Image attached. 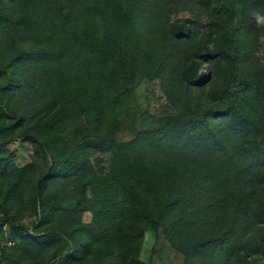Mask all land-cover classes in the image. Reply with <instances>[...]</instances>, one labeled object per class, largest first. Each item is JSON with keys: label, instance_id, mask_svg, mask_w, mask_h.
Instances as JSON below:
<instances>
[{"label": "rangeland", "instance_id": "374dc122", "mask_svg": "<svg viewBox=\"0 0 264 264\" xmlns=\"http://www.w3.org/2000/svg\"><path fill=\"white\" fill-rule=\"evenodd\" d=\"M58 1L68 15L66 29L57 9L33 0H0V15L25 19L20 26H0V124L11 128L5 112L19 115L0 137L9 138L5 148L17 167L33 163L17 182L0 173V264L14 259L22 264L116 263L118 251L106 245L124 219L117 158L89 145L104 136L117 143L134 141L135 151L154 162L156 184L147 202L162 219L134 246L135 264H264L259 242L264 226L252 215L264 197V184L247 181L223 203L214 177L183 166L179 150L160 146L155 137L169 116L192 120L209 109L234 108L246 83L264 80V0H93L94 10L80 9L74 0ZM183 21L190 36L177 38L170 28ZM118 67L123 78L113 103L108 74ZM187 69L205 77L201 84L187 81ZM63 102L69 112L55 148L72 160L87 158L91 172L82 180L55 178L45 193L57 195L63 206L53 220L82 226L76 238L91 242L80 259L70 258L75 244L67 235L53 233L54 242L41 251L9 231L15 224L34 235L40 222L29 198L41 163L36 143L19 137L20 131L51 116ZM220 117L207 115L208 126L224 141L232 162L240 164L247 156L244 139ZM257 142L264 148V135ZM53 154L48 153V164ZM241 243H259L261 249L242 250Z\"/></svg>", "mask_w": 264, "mask_h": 264}, {"label": "trees", "instance_id": "16d2710c", "mask_svg": "<svg viewBox=\"0 0 264 264\" xmlns=\"http://www.w3.org/2000/svg\"><path fill=\"white\" fill-rule=\"evenodd\" d=\"M33 1L36 6H43L50 11L57 9L59 16L56 18L66 29L68 15L63 12L58 0ZM74 1L80 9H95L93 0ZM186 22L172 25L170 28L172 35L177 38L189 37ZM24 23L25 19L22 16L12 19L0 15V26L5 28L20 26ZM17 57L19 56L14 57L12 61L16 60ZM3 71L4 68L0 69V75ZM121 78H123V72L120 67L108 74V90L115 96L112 99L113 103L118 98L119 93L116 90L119 85L118 79ZM185 78L190 84H201L205 77L197 75L193 69H187ZM2 110L3 108L0 107V111ZM68 112V104L63 102L56 107L51 116L42 118L30 126H25L20 131L19 137H26L27 140L36 143L35 156L41 163L35 187L29 198L32 209L35 212L37 209L39 211L40 222L34 230V235L28 234L21 226L15 224L10 225L9 231L20 239L22 244H28L41 251H45L46 247L54 242L53 233L58 232L67 235L75 244L70 258L80 259L91 246V242H80L76 238L82 226L53 220L55 213L61 211L63 206L59 204L57 195L45 193L49 181L55 178L74 177L77 180H82L91 172L87 158L72 160L55 148L58 145L56 144V135L58 134V141L61 140L60 133L66 124ZM5 113L10 117V127H14L19 115L11 111ZM210 113L226 118L232 125V130L238 132L239 136L244 139L247 156H244L240 164L232 162L224 141L209 128L206 116ZM11 128L6 129L5 125L0 124V135L4 136V133L10 131ZM261 135H264V80H252L246 83L244 94L238 98L234 108L230 107V109L222 112H213L209 109L208 112H204L203 118H193L192 120L171 115L165 124L157 128L155 132L157 143L160 146H166L170 150H179L182 154L180 162L183 166H193L215 178L214 184L219 187L218 197L223 203H228L232 197H235L236 192L241 190V185L247 181L250 186L257 179L264 184V148L257 142ZM8 139L0 137V173L13 175L17 182L21 175L33 170L31 168L33 163L28 162L25 166L17 167L13 163L12 153L7 152L5 148ZM89 145L100 151L110 150L116 155L118 184L124 193L122 204L124 219L113 230V240L106 246L108 249L113 248L118 251L119 257L114 258L115 264H135L137 248L133 249L134 246H138L146 230H155L162 219V213L150 210L147 202L148 194L156 184L154 162L148 160L144 153L135 151L134 141L117 143L111 137L104 136L97 137L89 142ZM48 153H54L49 164L47 163ZM32 160H35L33 156ZM262 190L264 191V187ZM82 194L83 186L79 192V195ZM252 215L256 223L264 226V197L257 203ZM48 223H50L49 226H42ZM259 242L264 244V236L260 238ZM240 248L257 252L261 246L259 243L255 245L241 243ZM55 255L56 252L53 250L51 257L53 258ZM107 255L106 252L104 256ZM128 257L130 258L128 259ZM112 262L108 259L92 264H111ZM9 264L22 263L14 259Z\"/></svg>", "mask_w": 264, "mask_h": 264}]
</instances>
